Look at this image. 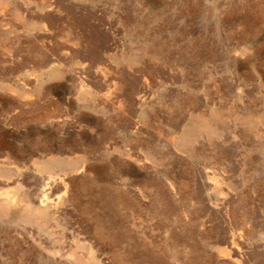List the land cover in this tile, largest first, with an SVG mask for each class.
Returning <instances> with one entry per match:
<instances>
[{
	"label": "crops",
	"instance_id": "crops-1",
	"mask_svg": "<svg viewBox=\"0 0 264 264\" xmlns=\"http://www.w3.org/2000/svg\"><path fill=\"white\" fill-rule=\"evenodd\" d=\"M111 15L110 0H0L3 192L60 187L83 158L106 176L133 168L137 190L159 175L167 190L248 189L264 175V91L216 60L192 76L127 65L126 24Z\"/></svg>",
	"mask_w": 264,
	"mask_h": 264
},
{
	"label": "rangeland",
	"instance_id": "rangeland-1",
	"mask_svg": "<svg viewBox=\"0 0 264 264\" xmlns=\"http://www.w3.org/2000/svg\"><path fill=\"white\" fill-rule=\"evenodd\" d=\"M110 8L126 24L127 65L154 61L192 76L216 60L236 86L264 91V0H110ZM79 164L60 187L0 186V264H264L263 174L217 197L167 190L160 175L154 189L137 190L133 168L106 176Z\"/></svg>",
	"mask_w": 264,
	"mask_h": 264
}]
</instances>
